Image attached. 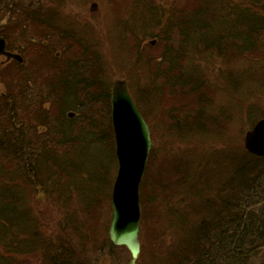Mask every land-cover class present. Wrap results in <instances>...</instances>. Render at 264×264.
<instances>
[{"label": "rangeland", "instance_id": "rangeland-1", "mask_svg": "<svg viewBox=\"0 0 264 264\" xmlns=\"http://www.w3.org/2000/svg\"><path fill=\"white\" fill-rule=\"evenodd\" d=\"M7 1L0 0V4ZM15 1L23 5L22 8L17 7L19 18H16L15 14L6 31L10 34L15 32L12 38L18 39V51L16 50L14 55L7 53L4 51L7 48L6 44L0 50V106H7V112L4 111L10 114L11 107L6 104L13 99L27 122L22 148L24 152L27 151L23 155L29 157L22 155L24 157L22 161L28 163L32 169L31 179H34V182L29 186L20 185L25 175L18 172V167L21 168V172L28 168L23 167L19 158L12 159V156L4 158V153L7 152L6 143L0 144V157L6 161L3 168L11 169L15 176L11 179L0 169V181H13L14 185L18 184L19 187H14V191L24 199V202L19 204L28 211L35 212L33 217L46 222L48 228L44 229V235L49 240L63 237L66 238L67 244L74 243L78 246L79 235L73 230L80 234V228L72 223L61 233L59 227L65 217L76 213L82 221L86 220L89 226L92 224L95 229L93 234L95 237L91 235L86 242L87 251L84 257L88 260L87 264H130L132 255L126 246L111 248L113 250L111 257L104 251L101 252L102 249L99 248L103 237L109 236L113 182L119 163L117 136L113 124L115 81L127 82L128 91L151 130L153 147L142 188L145 202L142 212L146 213V217L143 222L141 221V241L149 244L155 240L154 233L161 230V224L163 227L165 225L163 224L165 218L161 217L165 211L164 208L161 209V181L163 180L166 186L170 183L177 186L180 182L181 174L175 168L177 158L183 159V153H188L191 162L193 161L191 158H194L192 151L199 156L224 149L229 150L230 154L245 150L246 132L255 123H252L253 116L264 114V82L261 84L264 76L251 77L248 83L242 81L238 83L236 79L222 78L219 74L227 68L228 71L231 68L244 71L249 67L252 71L248 76H253L250 75L255 72L253 70L264 74V42H261L264 35L263 33L258 35L257 38L261 40L260 46L253 48L249 53L253 54L252 58H260L258 61L233 59L230 62L229 57L223 61L212 56L203 47L191 49L192 54L189 51L187 59L190 60L192 55L193 70L207 73L209 76L200 89L209 96L206 107L212 111V120H208L205 128L206 132L210 133L207 139L202 136L205 131H197L189 137L182 138V135L174 131L171 122L180 121L179 124H183L182 120L186 122L192 120L185 119L184 115L187 113L185 109L172 114L170 109L172 106L194 107L198 102L196 94L183 93L178 86H174L176 91L171 92V89L164 85L166 79L161 77V50L164 49L166 42L163 40L161 19L164 12L166 14L175 12L176 15L173 14L176 17H183L182 12L183 15L189 14L191 9L197 6L198 0ZM216 1L222 6L215 10L212 16L216 14L218 18L228 16L225 15V10H222L225 6L227 8L240 6L238 10L257 11L262 14L260 10L264 4V0H235L230 3H225L224 0ZM25 7L40 12L44 18L49 19V24H40L37 28L31 26L30 21L19 13L23 12ZM59 30L64 34V38L68 34L84 37V44L81 48H74L58 35ZM85 47L87 53H82ZM15 59H19L20 63H15ZM95 59L99 73L96 69L93 72L98 73L101 80L96 79L97 75L94 73H89L92 72L90 63ZM69 62L81 67L83 79L81 81L71 79L73 86L75 82L79 85L78 97L74 98L72 92L75 89L72 90L71 87L67 98L73 99L71 106H75L74 101H78L77 106H85L83 108L86 113L80 112V108L77 110L67 108L65 120L58 108L61 106L57 103L59 96L56 95L54 101V92L52 95L50 92L53 89L52 84L61 82L60 72L63 75L68 74L72 66ZM70 82L68 84H71ZM62 86L65 84L60 85ZM163 86L165 93L161 96ZM60 87L56 88L57 91H61ZM101 90L105 94L104 97H100L98 93ZM109 108L112 121L108 114ZM1 122V128L7 125L4 118ZM110 122L112 130L109 127ZM211 132L214 135H211ZM53 153L54 157L50 161H43ZM86 163H89V169L96 167L93 174L99 182L106 168L112 172L113 177L111 187L108 188L110 195L108 198L106 194L103 197L107 202L101 204V213L98 208L95 216L85 213L83 209L82 198L87 195L84 192L91 191L83 187L84 182L80 177L84 170L82 167L85 168ZM19 174L17 181L16 177ZM5 187H0V193ZM2 191L6 194L4 189ZM7 195L12 196V193L9 192ZM63 207H67L68 213L63 212ZM143 256L145 259L148 257L147 261L150 262L149 256ZM45 259L42 252H38L32 257H20L18 264H44Z\"/></svg>", "mask_w": 264, "mask_h": 264}, {"label": "trees", "instance_id": "trees-1", "mask_svg": "<svg viewBox=\"0 0 264 264\" xmlns=\"http://www.w3.org/2000/svg\"><path fill=\"white\" fill-rule=\"evenodd\" d=\"M11 1L0 4V21L11 12L12 18H15V14L16 18H19L17 7L22 8L23 4L21 2L18 4L15 0L13 3ZM224 1L229 3L227 0ZM221 6L216 0H198L197 6H194L189 14L181 13L183 17L174 16L175 12L174 14L162 13L163 40L166 42L164 49L161 50V77L166 79L164 85L169 87L171 92L176 91L174 86H178L183 93L196 94L198 102V105L194 107L172 106L170 109V114L180 113L181 109H185L187 111L184 115L185 119L192 120V122L182 120L183 124H179L180 121L171 122L174 131L182 135V138L189 137L197 131H205L202 136L207 139L210 133L208 134L205 128L208 120H212V111L206 107L209 96L200 89L209 76L207 73L193 70L192 55L190 60L187 59L189 51L191 53V49L203 47L212 56L223 61L224 58L229 57L230 62L233 59L247 61L260 59L252 58L253 54L249 55V53L253 48H259L261 40L257 38L258 35L262 33L264 35V4L260 10L262 14L257 11L238 10L240 6H229L230 8L225 6L222 10H225V15L228 16L219 18L216 14L212 16L213 12ZM19 13L35 28L40 24H49L48 18H44L36 10H30L29 7H25L23 12ZM38 32L40 33L39 30ZM57 32L74 48H81L84 44V37L68 34L64 38L61 30ZM261 42H264L263 38ZM82 53H87V47L83 48ZM70 63L72 66L68 74L63 75L60 72L61 82L52 84L53 89L50 92V95L54 92V101L56 95L59 96L57 103L61 106L58 108L61 117L65 120L67 108L76 110L80 108V112H85L83 108L85 106H77L78 101H74L75 106H71L73 99L67 98L71 87L72 90L75 89L72 92L74 98L78 97L79 85L75 82L73 86L71 79H77V81L83 79L81 67H77V64L72 62H69V65ZM90 64H92L90 67L92 72L89 73H94V69L99 73L96 59ZM251 71V67L244 71H236L233 68L228 71L227 68L219 75L222 78L236 79L238 83L239 81L248 83L251 77L264 76L263 72L257 70H253L255 72L250 74L253 76H248ZM98 73H94L97 75L95 78L101 80ZM63 79L67 80L66 83H63ZM203 79L205 81H202ZM263 79L261 84L264 82ZM69 82L71 84H68ZM61 84L65 86L60 87ZM57 87H60L61 91H57ZM98 93L100 97L105 96L102 90ZM164 93L165 86L161 88V96ZM6 105H10L12 111L7 114V106H0V124L2 118L7 120V125L0 127V144H7L4 158L9 156H12V159L19 158L23 167L28 168L21 172V168L18 167V172L25 175L20 185L29 186L34 182V179H31L33 172L28 163L22 161L24 157H29L23 155L27 151L24 152L22 148L27 122L13 99H10ZM108 114L111 120V108ZM252 114L254 115V112ZM263 117L264 114L253 116L252 123ZM109 127L112 130L111 122ZM235 153L230 154L229 150L224 149L196 156L197 153L192 151L193 161L190 162L188 153H183V159H176L175 168L181 174L179 184L176 186L170 183L166 186L161 179V209H165L161 217L164 216L163 224L165 225L163 227L161 224V230L154 233L153 237L156 238L153 242L150 241L151 244L142 242L141 255L136 264H264V156L253 155L246 149L241 153L238 151ZM52 155L54 153L48 155L43 161H50L54 157ZM4 162H6L5 159L0 157L1 171L6 172L7 177L14 179L15 174L11 169L3 168ZM89 163H86L85 168L82 167L83 174L80 173L84 182L83 187L91 189L90 192L84 189L87 195L82 198V202L84 212L95 216L98 208L100 211L101 204L107 202L106 198L110 195L108 188L111 187L113 177H111L112 172L106 168V173H102L99 182L93 174L96 167L89 169ZM20 174L16 177L17 181ZM10 182L0 181V187L6 186L3 188L6 194H3V189L0 193V264H18L20 257H32L38 252H42V256L46 258L44 264H87L88 260L85 259L84 254L87 251L86 242L91 235L95 234L92 224L89 226V222L82 221L76 213L68 215L59 224L61 233L72 223L80 228V234L73 230L79 235L80 248L74 243L67 244L66 238L63 239V237L49 240L44 235V229L48 228L46 222L33 217L35 212L28 211L26 207L19 204L24 202V199L14 191V187L19 186L14 185L13 181ZM142 188L141 203L144 207ZM9 192L12 196L7 195ZM105 194L106 198H103ZM63 210L68 213L67 207H63ZM145 214L143 212L142 222L146 217ZM103 238L99 248L102 249L101 252L104 251L111 257L113 256L111 248H119V246L115 245L109 236ZM143 255L149 256L150 262L147 261L148 257L145 259Z\"/></svg>", "mask_w": 264, "mask_h": 264}, {"label": "water", "instance_id": "water-1", "mask_svg": "<svg viewBox=\"0 0 264 264\" xmlns=\"http://www.w3.org/2000/svg\"><path fill=\"white\" fill-rule=\"evenodd\" d=\"M3 45L1 41L0 50ZM113 89V124L119 163L111 200L109 236L114 244L130 250L131 264H136L141 253L140 188L153 140L149 125L128 91L127 82L115 81ZM245 148L254 155L264 156V118L247 131Z\"/></svg>", "mask_w": 264, "mask_h": 264}, {"label": "flooded vegetation", "instance_id": "flooded-vegetation-1", "mask_svg": "<svg viewBox=\"0 0 264 264\" xmlns=\"http://www.w3.org/2000/svg\"><path fill=\"white\" fill-rule=\"evenodd\" d=\"M2 21V20H1ZM6 25L4 23L0 22V39L4 38L5 39V44H6V52L11 53L14 55V52L17 50V39H13L12 36L15 35V32L13 34H10L8 31H6L7 28H5ZM21 54V52H19ZM11 55V56H13ZM15 63H20L19 59L14 60ZM35 73V72H33ZM35 76V74H33ZM34 128V126H33Z\"/></svg>", "mask_w": 264, "mask_h": 264}]
</instances>
